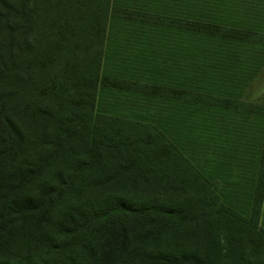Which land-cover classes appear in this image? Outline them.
Instances as JSON below:
<instances>
[{
  "label": "trees",
  "instance_id": "16d2710c",
  "mask_svg": "<svg viewBox=\"0 0 264 264\" xmlns=\"http://www.w3.org/2000/svg\"><path fill=\"white\" fill-rule=\"evenodd\" d=\"M8 5L10 33L36 27L33 38L16 41L23 56L20 64L9 55L12 66H21L20 79L38 75V91L60 108L48 118L55 142L83 136L85 154L67 175L32 189L50 161L17 164L23 138L11 113L21 100L3 93L0 264H174L148 245L202 217L227 224L225 240L239 264L249 262L242 249L250 264H264V101L244 98L264 66V0ZM107 147H145L150 159L178 160L203 207L121 199L59 211Z\"/></svg>",
  "mask_w": 264,
  "mask_h": 264
},
{
  "label": "rangeland",
  "instance_id": "374dc122",
  "mask_svg": "<svg viewBox=\"0 0 264 264\" xmlns=\"http://www.w3.org/2000/svg\"><path fill=\"white\" fill-rule=\"evenodd\" d=\"M9 2L13 0H0V75L4 79L0 78V99L4 97L3 93L12 92L21 100L19 112L11 113L23 138V151L17 164L24 165L30 160L47 158L50 161L44 174L37 178L36 185L32 187L37 189L45 183H54L59 175L71 172L84 157L85 139L78 136L55 142L54 121L48 118L54 117L60 108L50 95L47 97L40 94L37 89L38 75L33 77L29 74L27 79H20L21 66L17 62L12 66L9 55L20 64L23 56L15 46L16 41L20 40L21 35L27 37L30 34L33 38L36 27L10 33L12 25ZM23 17L19 13L16 21H22ZM11 67L16 69L14 75L6 77L12 72ZM38 70L34 66L33 73ZM244 98L253 102L264 101V66L247 86ZM102 155V163L96 171L83 172L78 176L73 193L67 195L59 205V211L71 207L107 205L121 199L135 202L166 200L170 204H186L188 208L195 209L198 205L203 207L198 201L199 191L191 185L193 175L185 173L178 160L150 159V153L145 147L137 150L107 147L102 149ZM226 225L219 220H205V217L186 220L159 234L148 245V249L162 251L175 259L174 264H239L238 256L230 253L225 240ZM241 251L239 255L243 259L247 256L250 264L247 249ZM261 261L257 258L252 260L258 263Z\"/></svg>",
  "mask_w": 264,
  "mask_h": 264
}]
</instances>
